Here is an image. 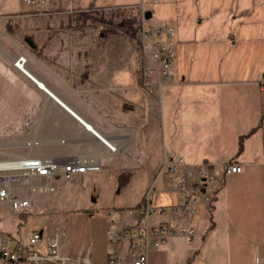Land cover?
Returning a JSON list of instances; mask_svg holds the SVG:
<instances>
[{"label":"crops","instance_id":"1","mask_svg":"<svg viewBox=\"0 0 264 264\" xmlns=\"http://www.w3.org/2000/svg\"><path fill=\"white\" fill-rule=\"evenodd\" d=\"M173 1L205 4L209 26L202 46L183 48L179 41L168 46L176 56L169 84L174 82L175 86H165L167 92L179 87L180 94L173 98L176 92H171L167 105L161 102L164 86L158 92L159 106L156 91L150 92L143 86L129 59L96 57L94 53L84 58L71 53L68 57L32 54L25 60V72L17 69L13 105L22 118L16 125L26 114L31 119L22 134L0 138V159L27 154L55 159L93 156L101 164L99 172L75 180L81 185L82 179L98 182V194H107L110 201L100 209L80 208L77 215L66 218L71 227L66 241L72 252L67 247L62 254L70 259L69 264H94L96 249L103 251L106 258L110 253L124 256L125 245L111 244L109 230L141 222L146 218L142 212L148 204L151 208L166 209L182 202L179 198L178 203L169 206H152V193L156 192L157 198L162 192L171 193L166 189L182 173L179 169L175 174H161L166 156L182 158L184 166L194 172L204 167L208 176L222 182L226 177L247 173L264 177V91L260 87L264 75V0ZM181 16L177 14L172 23H167L174 26V36L181 35ZM195 20L203 25L202 18ZM190 34L198 40V33ZM77 47L78 51H97L87 44ZM192 53L188 69L182 71L183 57ZM29 141L33 143L27 145ZM104 141L114 145L115 151L111 152ZM203 144L210 153L207 160L201 161L193 152ZM227 162L240 163L242 171L224 173L223 164ZM196 179L194 173L191 182ZM153 181L155 190L149 192ZM215 201L211 197L201 199L196 213L200 207L211 212ZM90 211H100L111 218L99 236L93 234L87 215ZM164 212L156 216L166 215V221L151 224L166 222L179 229L191 228L194 236L188 239L170 235L161 246L148 250V264H182L188 260L194 242L199 250L203 249L197 264H215L221 257H229V238L219 237L210 242V231H204L201 220L190 224L196 213L188 217L170 209ZM208 225L216 226L210 222ZM239 244L242 245L241 241ZM261 245L262 241L253 242L254 249L259 248L264 257ZM86 251L91 253L86 256ZM200 254L201 251L197 256ZM195 263L192 258L188 264Z\"/></svg>","mask_w":264,"mask_h":264},{"label":"rangeland","instance_id":"2","mask_svg":"<svg viewBox=\"0 0 264 264\" xmlns=\"http://www.w3.org/2000/svg\"><path fill=\"white\" fill-rule=\"evenodd\" d=\"M115 1L114 6L106 8L102 12H95L90 11V7L87 9L83 0H46L39 9H36V5L24 6L21 0H0V138L22 134L31 119V115L26 114L23 117L24 122L16 125V122L22 118L21 114H16L13 105L14 80L18 77V70L14 66V62L19 57L26 59L32 54L68 57L71 53L74 57L84 58L94 53L96 57L131 60L132 69L139 76L143 62L139 47V27L143 17L141 4L144 7V17L148 19L145 22L146 25H165L169 22L172 23L177 14L183 15L181 16L184 18L181 35L157 37L155 38L156 42L168 47L179 41L181 42L180 47L189 49H195L196 44L202 46V39L209 26L206 20L208 10L205 4L180 3L173 0H158L157 3H152L151 0H138L140 6L133 7L131 5L132 7H128L130 5L121 4V0ZM150 10L151 17L146 18V12ZM83 12L88 14L89 18H84ZM130 16H135L138 22L132 28L122 26V20ZM77 17H81L82 20L78 21ZM196 18H202L203 25L197 24ZM192 31L198 33V40L194 36L192 38L190 34ZM28 41H31L32 45ZM78 44H87L90 48H96L97 51L88 52L83 49L78 51ZM70 48L72 51L69 50ZM107 49H111V51ZM193 56L194 53L183 57L182 71L188 69ZM175 59L176 56L172 58L169 68L171 76H174ZM170 86H175L174 82L168 87ZM178 88L167 92V87L164 86L161 102L167 105V98L171 92L178 93H173V98L179 97ZM186 90L189 89L186 87ZM158 92L159 90L156 91L158 97L156 101L160 106L161 98ZM209 153L208 146L203 144L194 149L193 156L204 161L209 157ZM82 181L83 186L75 180L62 178L54 180L53 182L57 185L56 192L52 194L36 192L33 195L30 214L16 216L11 213L7 204H2L0 230L24 240L32 230L43 229L42 246L45 245L47 233L63 230L64 234L60 235V252L65 251L67 247L72 252L70 243L68 240L66 241L67 236L71 234V227L66 222V218L69 215H77L80 208L92 209L95 207L100 209L110 201L107 194H98L100 187L98 182H88L84 179ZM188 181H191V178ZM156 195V192L152 193V206L154 207L157 206V203H164L165 206L178 203L180 198L177 190H173L169 194L162 192L158 198ZM199 197L197 205H200L201 199L208 197L216 201L211 212L205 211L200 205V212L196 213V217L190 221V224H198L196 220H201L204 231H210L208 237L210 242L226 236L231 241L228 246L229 257L224 260L221 257L215 264H264L261 251L259 248L255 250L253 246L255 240L262 241L263 245L260 249L264 250V177H260L256 173H247L242 177L229 176L223 182L217 183L216 191L207 188L205 192L200 193ZM100 211H90L87 214L89 221L92 222L93 234L98 233L96 236L104 233L106 222L111 219L103 216ZM168 211L169 209L166 207L164 214ZM156 214L150 216V223L157 220L166 221V215L158 218ZM209 222L216 226L210 227ZM239 241L242 245L239 244ZM186 242L190 243V241ZM193 245L188 260L185 256L186 259L182 264L192 262V258H194L195 264L200 262L203 249L199 250L196 242ZM36 249L41 250L40 244L36 245ZM200 251L201 254L197 256ZM89 253L91 251H86L84 255L87 256ZM105 256L103 251L96 249L93 252V263L106 264ZM204 264L211 263L204 262Z\"/></svg>","mask_w":264,"mask_h":264},{"label":"built area","instance_id":"3","mask_svg":"<svg viewBox=\"0 0 264 264\" xmlns=\"http://www.w3.org/2000/svg\"><path fill=\"white\" fill-rule=\"evenodd\" d=\"M46 0H21L24 6L36 5L39 9ZM158 0H151L157 3ZM142 24L139 27V47L142 52L143 62L140 69V79L144 87L150 92L161 90L171 83L172 77L169 68L173 53L167 47L155 41L157 37H173L176 33L174 26L170 24H147L144 17V7L141 4ZM24 57L15 60V67L22 69L25 63ZM264 91V75L260 82ZM111 152L115 146L104 141ZM33 143L27 142V145ZM182 169L174 184L167 188V192L177 190L182 202L168 208L172 213H184L191 217L198 211V198L201 190L217 189V183L221 181L215 176H208L204 167L197 172L184 166L180 157H165L161 174H173ZM101 170V164L93 156H70L66 158H50L41 156H10L0 159V217L1 205L7 204L11 213L16 216L30 214L32 212V199L36 192L52 194L57 190L54 180L58 178L66 180H79L82 175L97 173ZM224 173H239L242 171L240 163L223 164ZM197 174L196 182L188 181L193 174ZM156 181V180H155ZM155 181L149 187V192L155 190ZM79 182V181H78ZM170 184V181L167 180ZM175 185V186H174ZM164 207L151 208L148 206L142 213L146 218L131 226L113 228L108 231V240L111 244L125 245L126 254L110 253L106 264H148V250L161 246L170 235H182L192 239L194 232L191 228L179 229L169 223L159 222L155 225L149 222V217L157 213L161 215ZM63 230L55 231L46 236L45 245H41L42 230H32L29 236L22 240L17 236L4 233L0 230V264H69L70 259L60 252V235ZM40 244L41 250L36 249Z\"/></svg>","mask_w":264,"mask_h":264},{"label":"trees","instance_id":"4","mask_svg":"<svg viewBox=\"0 0 264 264\" xmlns=\"http://www.w3.org/2000/svg\"><path fill=\"white\" fill-rule=\"evenodd\" d=\"M83 3L87 7V9L90 7L89 8L90 11L102 12L106 8L114 6L116 1L115 0H83ZM138 3H139L138 0H122L121 1V4H124L125 6L130 5L128 7H132L131 5H133V7L135 5H137V7H138V5H139ZM111 12H113V10H111ZM82 15L86 19L89 18L88 14L86 15L85 12H83ZM76 19L78 21L82 20L81 17H77ZM84 21H83V23H84ZM137 22H138V20H137V18L135 16H130L128 18L123 19L121 25L125 26L127 28H132ZM119 185L122 186L123 185V181H120Z\"/></svg>","mask_w":264,"mask_h":264},{"label":"water","instance_id":"5","mask_svg":"<svg viewBox=\"0 0 264 264\" xmlns=\"http://www.w3.org/2000/svg\"><path fill=\"white\" fill-rule=\"evenodd\" d=\"M151 17V11H147L146 12V18H150ZM29 44L32 45L31 41H28ZM27 73V72H26ZM28 74V73H27ZM34 79V78H33ZM37 82V81H36ZM41 87H42V84L41 83H38ZM201 192H205L204 189L201 190Z\"/></svg>","mask_w":264,"mask_h":264},{"label":"bare ground","instance_id":"6","mask_svg":"<svg viewBox=\"0 0 264 264\" xmlns=\"http://www.w3.org/2000/svg\"><path fill=\"white\" fill-rule=\"evenodd\" d=\"M17 69L20 70L21 72H25L24 64L22 65V69H19V68H17Z\"/></svg>","mask_w":264,"mask_h":264}]
</instances>
